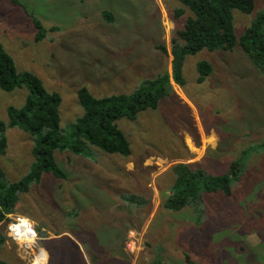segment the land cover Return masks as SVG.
Listing matches in <instances>:
<instances>
[{
  "label": "rangeland",
  "instance_id": "obj_1",
  "mask_svg": "<svg viewBox=\"0 0 264 264\" xmlns=\"http://www.w3.org/2000/svg\"><path fill=\"white\" fill-rule=\"evenodd\" d=\"M180 6V0H0V43L18 71L37 74L61 94V124L70 137L83 112L81 87L96 96L130 93L171 70L172 37L186 17H174ZM261 12L264 0H255L251 13L234 11L238 39ZM34 18L46 29L40 39ZM203 59L213 71L199 82ZM184 78L158 108L118 121L130 155L93 145L80 155L57 151L67 177L45 172L20 195L11 219L27 215L38 233L45 230L40 243L48 264H148L161 256L166 264H264V74L238 42L231 51L189 55ZM28 93L26 86L0 87V119L7 122L8 106L21 107ZM6 135L0 167L17 182L31 169L36 136L16 127ZM237 160L230 195L204 192L198 210L163 206L175 185L173 164L224 174ZM9 222L0 223V258L29 264L32 251L18 255L4 235Z\"/></svg>",
  "mask_w": 264,
  "mask_h": 264
},
{
  "label": "trees",
  "instance_id": "obj_2",
  "mask_svg": "<svg viewBox=\"0 0 264 264\" xmlns=\"http://www.w3.org/2000/svg\"><path fill=\"white\" fill-rule=\"evenodd\" d=\"M12 1L18 3V0ZM180 2L182 6L174 9V17H186L184 25L177 27L172 37L171 70L143 80L130 93L96 96L88 87H81L78 97L83 112L77 117L70 137L64 135L61 124V94L49 90L37 74L28 70L18 71L14 58L0 43V87L13 91L26 86L29 90L21 107L8 106V121L0 119V153L5 154L7 151V127H16L36 136L34 161L25 176L17 182H9L0 167V223L10 219L8 214L16 211L20 195L29 192L32 184L40 182L45 172L57 178L67 177L56 159L57 151L69 150L80 155L93 145L108 153L130 155L132 150L129 138L118 121L122 118L135 119L144 110L158 108L161 99L173 93L174 83L184 85V65L189 55L203 49L231 51L240 42L264 74V12L245 29L240 39L235 32L234 11L238 9L251 13L255 8V0ZM102 16L107 20L113 19L107 10L102 11ZM34 22L39 30L37 39H40L46 35V29L37 18H34ZM158 48L168 53L165 45H158ZM197 70V80L203 82L212 73L213 66L210 61L203 59L198 62ZM172 169L176 178L175 185L163 206L168 210H181L187 206L198 210L203 204L204 192L231 194V176L237 175L240 165L239 160L233 161L229 171L224 174H213L187 162H177L172 165ZM161 254L162 251H159ZM0 264L10 263L0 258ZM148 264L166 263L161 256V260L155 258Z\"/></svg>",
  "mask_w": 264,
  "mask_h": 264
},
{
  "label": "clouds",
  "instance_id": "obj_3",
  "mask_svg": "<svg viewBox=\"0 0 264 264\" xmlns=\"http://www.w3.org/2000/svg\"><path fill=\"white\" fill-rule=\"evenodd\" d=\"M8 215L10 222L4 235L17 246V254L20 255L24 249H28L33 253L29 264H48V250L40 243L48 238L45 230L40 228L38 233L37 222L27 215L16 214L14 219H11L12 213ZM20 258L24 259L23 255Z\"/></svg>",
  "mask_w": 264,
  "mask_h": 264
},
{
  "label": "built area",
  "instance_id": "obj_4",
  "mask_svg": "<svg viewBox=\"0 0 264 264\" xmlns=\"http://www.w3.org/2000/svg\"><path fill=\"white\" fill-rule=\"evenodd\" d=\"M26 250H28V249H26Z\"/></svg>",
  "mask_w": 264,
  "mask_h": 264
}]
</instances>
